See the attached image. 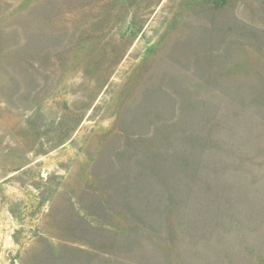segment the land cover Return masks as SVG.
Returning a JSON list of instances; mask_svg holds the SVG:
<instances>
[{
	"label": "rangeland",
	"instance_id": "1",
	"mask_svg": "<svg viewBox=\"0 0 264 264\" xmlns=\"http://www.w3.org/2000/svg\"><path fill=\"white\" fill-rule=\"evenodd\" d=\"M0 264H264V0H0Z\"/></svg>",
	"mask_w": 264,
	"mask_h": 264
},
{
	"label": "trees",
	"instance_id": "2",
	"mask_svg": "<svg viewBox=\"0 0 264 264\" xmlns=\"http://www.w3.org/2000/svg\"><path fill=\"white\" fill-rule=\"evenodd\" d=\"M206 140L208 139L206 138ZM196 141H202V140H200L199 138H196ZM206 147L208 146H206L205 144L199 145L198 149L196 150V155H193V154L188 155V153H185L184 155H178V156L174 155L175 158L170 162V165H167L165 169L164 167L161 168L159 165H157L158 163H156L155 165L153 164L154 166H151L149 172L147 171L144 175H149L150 177L151 176L153 177L154 175L158 178V180H160L163 177V174L166 175L167 178L168 177L171 178L170 176H173V178H171L172 179L171 184L167 183L166 184L167 186L166 185L160 186L161 191H164L170 194H176L174 193L176 190L178 191L182 190L188 197H190V194H192L194 190H196V188L199 186L198 181L200 182V179L202 180L204 178H210L214 174L212 173V171H210L208 165H205V163L203 162V159L205 158L203 156H205L207 152ZM206 167H208V170L210 172L207 171ZM251 174L256 175L252 177V181H253L252 185L257 186L258 183L255 182L254 180L261 178V177L257 175L255 171H253ZM179 178L182 180V183H180ZM175 181H179V182H177V184L174 185ZM204 181L205 180H203V182ZM178 183L181 184V187H180V184ZM216 184H219V185L214 188L212 187L209 188L207 187L208 184L204 185L203 183H201V188L203 192L205 194H208L206 201L203 202V199H201V204L195 201V202H191L189 206L200 209V212L208 211V210L214 211L216 209H220V203H221L220 201L223 195L234 194V196L243 199V203H244L243 208H242L241 201H238L237 207L242 210L247 207V203H245V200H244L248 196L246 185L244 186L242 183L240 184L236 183V186H237L236 188L234 187L226 188L224 186L226 185L229 186V184L218 183V182ZM132 187L134 189H129L128 191H131V190L143 191L144 189V187H140L139 184L137 185L134 183L132 184ZM124 190L126 191L127 189H124ZM251 191L255 192L253 190ZM191 200L192 199H190L189 202ZM229 204L231 207H233V204L231 202ZM177 206H178L177 204L173 203L174 209L177 208ZM254 209L255 208H253V210ZM204 223H205L204 228L207 229L206 222ZM125 250L128 251V246L125 247Z\"/></svg>",
	"mask_w": 264,
	"mask_h": 264
}]
</instances>
